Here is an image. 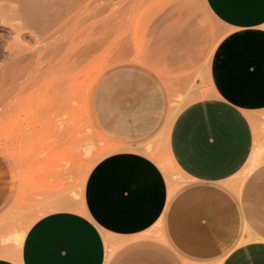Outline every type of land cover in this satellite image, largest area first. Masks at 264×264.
Wrapping results in <instances>:
<instances>
[{
	"label": "crops",
	"instance_id": "obj_1",
	"mask_svg": "<svg viewBox=\"0 0 264 264\" xmlns=\"http://www.w3.org/2000/svg\"><path fill=\"white\" fill-rule=\"evenodd\" d=\"M201 1L143 6L135 62L99 75L86 103L95 133L121 149L87 174L83 212L40 217L18 259L0 264H264L263 242L240 244L243 211L225 185L253 149L248 115L264 109V0ZM168 79L209 93L171 124L169 151L186 181L169 199L163 173L137 150L167 120ZM157 224L161 239L145 237ZM106 238L119 244L107 260Z\"/></svg>",
	"mask_w": 264,
	"mask_h": 264
},
{
	"label": "rangeland",
	"instance_id": "obj_2",
	"mask_svg": "<svg viewBox=\"0 0 264 264\" xmlns=\"http://www.w3.org/2000/svg\"><path fill=\"white\" fill-rule=\"evenodd\" d=\"M151 1H112L115 16L110 31L103 29L89 41H85V64L93 66L105 63L103 71L95 77L93 83L104 71L120 64L135 62L131 44L133 23L143 6ZM189 1L195 3L197 7L198 3H202L201 0ZM218 25L216 22L213 24L214 27ZM0 26V44L7 52L6 44L12 42L14 35L8 33V25ZM20 40L29 47L36 45L35 40L26 37ZM2 62L3 58H0V65ZM168 82L165 85H170L179 96H184L193 89L187 82L175 83L173 79L170 81L168 79ZM205 84L200 82L201 86L194 85V89L201 91ZM91 87L85 97L80 93L75 96L74 112L78 123L70 133H64L57 125L59 117H55V109L49 104V97L41 78L36 84L37 91L30 103L22 105L19 101L15 110L7 112L6 119L0 123V241L8 235H14L25 222L31 225L42 217L40 216L42 210L51 209L61 201L77 200L72 195L79 194V185H82L86 175L85 165L91 164L93 167L105 156L98 155V150L106 142L95 133L88 120L87 111H82L80 105L83 101L87 103ZM26 94L27 92L22 96L25 97ZM197 99L199 98L189 101L186 105ZM11 118H16L17 122L11 124ZM248 119L254 135L252 151L261 147L262 158L253 166L247 165L246 162L225 185L235 195L243 211V233L244 228L248 227L251 231L264 236V109L249 114ZM164 141L165 137L153 139L147 144L162 153ZM53 147L62 149L73 147L79 154V159L74 164L55 169L56 163L49 161ZM176 178L177 188L186 181L184 177ZM236 187L239 188V195L234 189ZM58 211L61 210H52L47 214ZM8 245L14 252L15 244L10 242ZM117 245L119 246L113 242L107 249L106 260Z\"/></svg>",
	"mask_w": 264,
	"mask_h": 264
},
{
	"label": "bare ground",
	"instance_id": "obj_3",
	"mask_svg": "<svg viewBox=\"0 0 264 264\" xmlns=\"http://www.w3.org/2000/svg\"><path fill=\"white\" fill-rule=\"evenodd\" d=\"M112 1L0 0V25H8V33L14 35L12 42L6 44L7 52L0 44V58H3L4 61L0 65V123L6 119L7 112L15 110L19 101L22 105L30 103L37 91L36 84L41 78L49 97V104L55 109V117H59L57 125L62 128L64 133L74 130L78 123L74 112L75 96L80 93L85 97L93 80L105 66L104 62L93 66L85 64V41H89L103 29L110 31L115 16ZM22 37L35 40L36 45L29 47L20 40ZM192 87L193 89L186 95L179 96L170 85H166L169 93V116L162 130L155 137L157 140L165 137L164 151L160 153L149 144L137 147V150L152 160L163 173L167 185V199L177 189L176 177H184L169 151L171 124L179 110L189 101L209 95L207 92H199L194 89V86ZM26 92L25 100L22 95ZM210 93L215 94L213 89ZM80 105L82 111H85L86 103L83 101ZM16 122V118L10 119L11 124ZM87 123L89 125L88 120ZM120 149L105 143L98 150V155L107 156ZM262 154V148L257 147L251 152L247 165H256L262 158ZM77 159H79V154L74 151L73 147L63 149L53 147L49 156V161L56 163L55 169L74 164ZM91 168V164H86L84 167L86 175L83 182L81 181L82 185H79V194L72 195L77 200L74 199L73 202L61 201L51 209L42 210L40 216H44L52 210L83 212V206L80 205L79 200L86 176ZM234 189L239 195V188ZM29 226L28 222H25L14 235H8L0 241V256L18 259L20 247ZM145 237L161 239L160 226L157 224L153 231L146 234ZM10 242L15 244L14 252L8 248ZM251 242L264 243V236L245 227L240 244ZM105 244L108 248L112 245L107 238Z\"/></svg>",
	"mask_w": 264,
	"mask_h": 264
}]
</instances>
